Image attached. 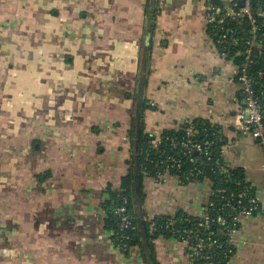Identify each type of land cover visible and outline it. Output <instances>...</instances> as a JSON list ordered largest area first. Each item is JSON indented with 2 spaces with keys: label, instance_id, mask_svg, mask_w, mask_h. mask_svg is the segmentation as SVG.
<instances>
[{
  "label": "crops",
  "instance_id": "1",
  "mask_svg": "<svg viewBox=\"0 0 264 264\" xmlns=\"http://www.w3.org/2000/svg\"><path fill=\"white\" fill-rule=\"evenodd\" d=\"M236 71L204 1L0 0V264H194L174 237L118 249L107 188L129 172L135 111L157 138L189 120L218 126L225 164L264 206V151L241 130ZM144 193L147 218L197 217L212 184L166 172ZM232 240L227 264H264V211Z\"/></svg>",
  "mask_w": 264,
  "mask_h": 264
},
{
  "label": "trees",
  "instance_id": "2",
  "mask_svg": "<svg viewBox=\"0 0 264 264\" xmlns=\"http://www.w3.org/2000/svg\"><path fill=\"white\" fill-rule=\"evenodd\" d=\"M214 1L218 3L217 0ZM253 8L264 12V5H259L256 1ZM257 18L259 22H264V16ZM245 24L247 22L234 18H226L223 24L225 30H235V34L228 38L232 36L237 38L240 43L237 46L231 43L221 45L219 40L226 31L217 28L215 24L207 26L218 52L232 60L238 72L242 71L245 63V42L252 37L250 27H245ZM258 35L262 38V47H257L253 51L248 74L254 80L256 96L264 101V76L259 75L264 72V27ZM146 108L147 103H143L142 109ZM129 137L133 148L129 160V172L122 178L119 186H108L109 199L104 204L107 214L106 227L112 233L115 246L127 252L132 247L142 245L144 234L150 235L151 239L160 235L179 239L183 236L184 230L196 229L199 216H190L181 212L175 216L159 215L155 218H147L143 210L145 178H159L169 172L184 186L192 182L207 181L212 184L208 209L214 221L207 228L199 229V234L203 238L212 234L218 239V247L206 252L210 257L209 260L195 257L192 262L227 264L230 259L225 255L229 248L230 235H226L228 232L225 225L220 224L218 219L222 218L226 224L231 225L236 214L235 207L250 208V199L257 198L253 187L244 178L243 171L232 169L225 164L223 148L226 141L220 128L208 121L189 120L179 130H167L157 138L145 132L143 113L139 119L134 111ZM195 145L208 146L207 153L198 152L194 148ZM218 190H223L224 193H219ZM121 208L125 209L123 215L128 218L129 223L123 228L121 217L117 214Z\"/></svg>",
  "mask_w": 264,
  "mask_h": 264
},
{
  "label": "built area",
  "instance_id": "3",
  "mask_svg": "<svg viewBox=\"0 0 264 264\" xmlns=\"http://www.w3.org/2000/svg\"><path fill=\"white\" fill-rule=\"evenodd\" d=\"M204 1L206 5V23L207 26L210 24H215L217 28L222 31H226L219 43L222 44H233L235 46L239 45V40L232 36L235 34L234 29L225 30L223 24L226 18L238 19L241 22L249 23L250 31L252 37L245 42L246 52H245V63L243 65L242 71H236V78L241 86L242 96H243V110L241 118L243 119V124L241 130L251 136L255 141H257L263 148L264 151V101L260 100L256 96L254 88V80L248 74V67L252 63L253 51L257 47H262V38L259 37L258 32L264 27V22L258 21L257 17L264 16V12L255 10L254 1L259 5H264V0H200ZM242 4V5H241ZM261 76H264V72H261ZM194 148L198 152L207 153L208 146L203 147L202 145H195ZM180 182V181H179ZM219 193H224L223 190H218ZM245 196V193L243 194ZM250 208H241L240 206L235 207L236 214L233 217V222L231 225L226 224V222L219 218L218 222L225 225L226 235H230L229 248L226 250V255L228 259H231L234 255V244L232 240V233L237 230L240 226V220L244 216H251L264 211V206L261 205L257 199H250ZM209 202L203 207L202 212L199 216L198 222H196V229L184 230L182 237L178 240L186 245V256L192 261L195 257L201 259L209 260V256L206 255L208 250H213L218 247V239L214 238L211 234L210 236L203 238L199 234V229L207 228L214 220L210 217ZM124 208L118 210L117 214L121 217V226L126 227L129 225L127 217L124 216ZM231 257V258H230Z\"/></svg>",
  "mask_w": 264,
  "mask_h": 264
},
{
  "label": "water",
  "instance_id": "4",
  "mask_svg": "<svg viewBox=\"0 0 264 264\" xmlns=\"http://www.w3.org/2000/svg\"><path fill=\"white\" fill-rule=\"evenodd\" d=\"M250 25H249V23H247V24H245V27H249ZM150 35V34H149ZM137 189V188H136Z\"/></svg>",
  "mask_w": 264,
  "mask_h": 264
}]
</instances>
